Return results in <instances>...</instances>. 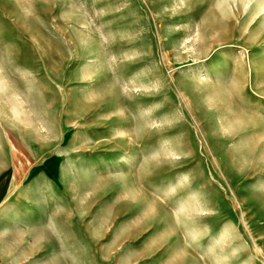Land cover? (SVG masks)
<instances>
[{
    "label": "rangeland",
    "instance_id": "374dc122",
    "mask_svg": "<svg viewBox=\"0 0 264 264\" xmlns=\"http://www.w3.org/2000/svg\"><path fill=\"white\" fill-rule=\"evenodd\" d=\"M0 174V264H264V0H0Z\"/></svg>",
    "mask_w": 264,
    "mask_h": 264
},
{
    "label": "crops",
    "instance_id": "0c3cea01",
    "mask_svg": "<svg viewBox=\"0 0 264 264\" xmlns=\"http://www.w3.org/2000/svg\"><path fill=\"white\" fill-rule=\"evenodd\" d=\"M255 117H258V116H255ZM254 119H255V118H254ZM249 132H250V131L246 130L247 135H249V136L254 135V134L249 133ZM249 136H247V137H249ZM81 166L83 167V165H81ZM3 178H4V176H1V174H0V183L2 182ZM39 185H40V184L36 182V183L34 184V189H35V190L39 189V187H40ZM192 195H193V194L189 195V196L186 197V198H183V200L180 201V205H181L183 208H187V209H188V208H192V205H193V201H194V200H198V201L202 200V199H198L199 197H197V196H194V198H193ZM11 218H12V220L15 221V222H17V221H22V220H23V218H18V217L14 216V215H12ZM206 228H207V230H208V229L210 228V225H207ZM188 229L191 231V234L193 235V240H194L195 243H196V247L199 248V250H200L198 256H197V255H194V256H193L194 259H192V261H191L192 264H207L206 259L203 260V258H205V257H204V254H208V253H207L208 251L213 250V249H214L213 246L205 245V244L202 242V240L199 239V236H198L199 231L196 230L195 227H188ZM190 240H191V239L187 238V239L185 240V242L190 243ZM184 249L186 250L187 247H184ZM205 252H206V253H205ZM175 254H176V253H175ZM185 254H187V253H185ZM201 258H202V259H201ZM209 258L211 259V263H212V264H221V261H220V258H219V253H216V252H215L214 255H213V257L210 256Z\"/></svg>",
    "mask_w": 264,
    "mask_h": 264
}]
</instances>
